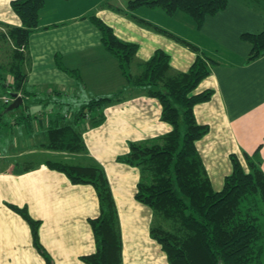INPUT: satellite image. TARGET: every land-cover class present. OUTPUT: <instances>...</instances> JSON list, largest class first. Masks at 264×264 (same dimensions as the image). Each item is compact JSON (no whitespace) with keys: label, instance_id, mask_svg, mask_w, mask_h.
<instances>
[{"label":"crops","instance_id":"obj_1","mask_svg":"<svg viewBox=\"0 0 264 264\" xmlns=\"http://www.w3.org/2000/svg\"><path fill=\"white\" fill-rule=\"evenodd\" d=\"M12 1L0 0V75L2 79L4 77L6 91L12 92L10 95L0 94V102H3V96L13 99V93L21 96L23 101L13 110L7 108L3 111L0 106V139L14 136L8 144L0 145V264H47L34 245L30 224L11 205L26 208L33 219L40 221V242L53 264H87L82 257L96 251L89 223L90 218L98 217L101 212L95 187L73 184L66 174L51 169L47 165L48 160H28V155L35 154L37 150L56 152L47 149L50 118L60 112L68 118L66 121L73 123L71 112L64 106L68 101L78 100L79 83L85 87L89 80L97 89L93 98L99 93L109 94L126 88L124 100L104 107L102 113L105 118L98 125H92L89 118L78 124L87 147L83 154L105 170L116 202L123 242L122 264H170L161 244L151 235L154 211L135 197L141 169L120 162L118 157L129 152L131 143L140 144L165 135L172 126L162 120L161 103L148 93L147 88L127 84L118 60L104 47L101 32L89 17H102L119 38L140 45L131 65L133 67L137 62L139 66V72L135 74L141 72L142 63L157 49L170 55L171 75L188 71L195 61L196 51L187 44V48H183L165 39L173 37L159 28L175 35L181 42L184 40L198 47L199 53L217 63L219 67L211 68L212 79L203 81L197 90H214L216 111L222 112L232 142L247 159V155L255 156V149L262 150L260 147L264 146V55L250 61L251 46L241 35L264 30V0H254V3L229 0L227 8L207 17L201 28L191 27L197 29L192 32L195 38L174 32L146 12L156 8L139 7L136 9L139 13L132 14L130 18L127 12L131 0L122 1L128 11L117 16L113 4L98 12L94 8L96 6L86 5L77 9V5H72L84 4L87 0H46L39 16V28L31 34L29 44L20 50L21 67L26 78L19 92L15 91L11 69L14 46L3 35L8 27L22 24L11 6ZM155 14L164 16L163 13ZM147 40L149 43L145 42ZM209 40L215 43L212 47L208 46ZM164 42L177 48L180 55L166 48ZM4 43L9 45L8 48H3ZM142 44H145L143 49ZM219 47L228 52H220ZM58 57L62 66L57 63ZM208 102L196 105L194 113L200 123L211 125L204 116ZM31 105L36 106V111L30 110ZM254 107H257L255 110L261 119L247 121L246 125L253 122V133L251 136L243 135L244 118L241 115L246 113L242 111ZM212 134L211 129L198 140L197 148H205V141L213 147L225 145L227 138L224 134L215 136V141ZM207 151L208 160L203 159V162L213 184L217 172V167H213L220 161H217L219 156L215 157L208 148ZM261 167L264 170V162ZM227 175L221 180L223 185Z\"/></svg>","mask_w":264,"mask_h":264},{"label":"trees","instance_id":"obj_2","mask_svg":"<svg viewBox=\"0 0 264 264\" xmlns=\"http://www.w3.org/2000/svg\"><path fill=\"white\" fill-rule=\"evenodd\" d=\"M45 1L11 2L22 24L8 27L7 33L3 35L14 46L15 57L11 69L15 78V91L18 92L23 88L26 78L21 67L20 50L29 44L31 34L39 28V16ZM228 1L131 0L128 9L147 6L161 8L169 15L185 12L201 28L207 17L225 10ZM89 18L101 32L104 47L118 60L127 84L147 88L148 93L161 103L162 120L172 126V130L165 135L140 144L131 143L129 152L118 157L120 162L141 169L135 197L154 211L155 222L151 235L161 244L169 263L262 264L260 256L264 231L260 229L257 208L253 205H256L259 197L264 207V170L261 160L247 155L250 170H246L242 162L233 156L232 172L225 177L223 187L215 190L197 148V141L209 132L210 127L197 121L194 108L210 101L214 90L196 92V89L210 75L214 61L199 53L198 47L182 40L197 52L188 71L169 74L170 55L157 49L142 63L141 72L133 74L131 65L139 44L119 38L114 29L97 15ZM159 30L180 40L163 29ZM241 38L251 46L248 57L250 61L264 55V30L257 34L244 33ZM57 63L62 66L60 57ZM125 90L122 88L111 95L98 96L84 102L75 112L73 123L66 121L68 118L57 112L50 118L48 147L86 153L87 147L78 124L89 118L92 125H98L105 118L102 113L104 107L124 100ZM181 118L185 127L183 135ZM47 165L66 174L73 184L93 185L98 193L100 215L89 219L96 251L83 256L82 260L87 264H122L123 242L118 211L102 166L94 160L88 165L59 161H48ZM250 202L253 204L249 205ZM11 207L28 221L35 247L47 264H53L40 242V221L33 219L26 208L15 205Z\"/></svg>","mask_w":264,"mask_h":264},{"label":"rangeland","instance_id":"obj_3","mask_svg":"<svg viewBox=\"0 0 264 264\" xmlns=\"http://www.w3.org/2000/svg\"><path fill=\"white\" fill-rule=\"evenodd\" d=\"M122 1L123 0H87L86 1L87 3H84V4L81 3L80 5H78V4H72V5L73 6L77 5V9L78 8H85L86 5H91V7L92 6H96L94 8H96L98 10V12H100V11L103 12V9H105L108 5L110 6V4H113V6H114L113 11H114L116 16H117V14L124 15V14H126V11L129 10V12H127V13H128L130 18H132V16H133L132 14L139 13V12H137L139 10H136V9H134V10L128 9L127 10V8L124 7V5H122ZM248 1H251L252 3H254V0H248ZM106 2H108V4ZM91 12H93V11H91ZM146 12L150 13V15L155 20H158V22H160V24H162V25L166 24V26L171 28V30H173L174 32H176L178 34H183L184 36H187L188 38H191V37L195 38V35L193 37L192 32L193 33H194V31L196 32L197 29L196 28H191L195 24L192 21L191 17L187 13L178 12L174 16L171 17L168 14H166V12L163 9H161V8H156V10L155 9L154 10L153 9H151V10L147 9ZM94 13L96 14V12H94ZM155 13H163L164 16H160V15L155 14ZM203 38H205V37H203ZM165 39H168V40L170 39L169 41H173L172 43H176V44L181 45L183 48H187V45L184 42H181V41L173 39V38H168V37L165 38ZM196 39H197V37H196ZM145 42L149 43L148 40L145 41ZM209 42H210V43H208L209 47H212V45L215 44V43L212 42V40H209ZM6 43H4V47L3 48H8L9 45H7ZM144 45L145 44L141 45L142 49H143V47H145ZM164 46L166 48L168 47L169 50H172V52L174 54H179L180 55V51L177 48H175L174 46H169L166 42H164ZM217 46L218 45H216L215 47H217ZM139 47H140V45H139ZM218 49L220 50V52L225 53V54L228 52L223 47H219ZM218 57H219V55H218ZM216 64L217 63H214L212 65V67H219ZM220 70L225 72L222 68H220ZM131 72L134 73V74L139 72V66L137 65V62L133 63V67H131ZM211 75L212 74L210 73L209 76H207L205 79H203L201 81L200 85H202V83H204L203 81H209V79H212V78H210ZM1 77L2 76L0 75V94H8V95H10L12 92L11 91H8V92L6 91V89L4 87V81H5L4 77H3V79ZM79 84H80L81 91H80V94L78 93V96H79L78 100H72L71 99L72 101H68L66 106H64V107L67 108L68 111L71 112L70 114H71L72 117H70V119L74 118L75 112H77L78 108H80L81 105H83V102H87L88 100H90L91 98L94 97V94H96V90L97 89L93 88V86H95V85L92 84L90 80L87 82V86H85V87L83 86V84H81V82ZM116 92H117V90H116ZM196 92H198L197 89H196ZM111 94L112 93H109V94L99 93V95H97V96H105V95H111ZM64 97H65V93H64ZM215 97H216V95H215V93H213L211 100L208 102V104H206V106L204 108V116H206L205 120L207 122L210 121V124H211V125H209L210 126V130H209L208 133H210V131L212 129V131L214 133V134H212V138L214 137V139H213L214 141L216 140L215 138L218 135L219 136L220 135L223 136V134H224V137L227 138V141H225V145L224 146H215V147H213L210 142L205 141L204 145L206 147L205 148L201 147V149L199 148L198 152H199L200 156L202 157V159H205V160H208L207 156H208L209 153L207 151V148L210 151V153L211 152L214 153L215 157L219 156V160H217V161H220V162H218L213 167V168L217 167V172L215 174V177H213L214 178V183L212 184L213 188L215 190H218L219 188H221L223 186V182L221 180L223 179L224 175L225 174H229L232 171V167H233L232 157L233 156L238 158L242 162V164H243V166H244V168L246 170H250V168H249V165L246 163V159L244 158V155L241 153L242 150L240 148H238L236 146V144H234L232 142L231 135L226 130V124L223 121L222 112L220 113L219 111H216L217 102L215 100ZM83 100H85V101H83ZM10 104H4L3 102H0L1 109L3 111H6ZM69 104H71L72 107H70ZM256 108L257 107H254V109L253 108L252 109L251 108H247V110L243 109V111L241 109L242 113H246L247 114V115L246 114L245 115H241V117L244 118L243 119V123H242V130H243L242 133H243V135L245 133L246 135L249 134L251 136L252 133H253L252 132L253 122H251V124H249V125H246L247 121H252L253 119L254 120L261 119L260 115L259 114L257 115V113H256L257 112V110H255ZM30 110L32 112L36 111V106H32L31 105ZM73 110H76V111H73ZM88 112H91V111H88ZM180 112L182 114V112H183L182 108H180ZM237 113H238V111H237ZM180 122H181V132H182V135H183L184 131H185V127H184L182 118H181ZM254 124H255V122H254ZM254 126H256V124ZM222 131H225V133H222ZM239 136H240V138L242 137V135H239ZM13 138H14V136H11V135L8 136V137L7 136L3 137L2 139H0V145L3 146V145L8 144L10 139L13 140ZM260 148H262V150L255 149V151H257V153H254V154H257V155H255L256 159L261 160V163H262V162H264V146H262ZM47 149L50 150V151H56V152H43V151L37 150L35 154H33V155L29 154L28 155V160L33 159L36 162H40V161H43V160L54 161V162H58V161L59 162H61V161L63 162L64 161V162L69 163V164H82V165L90 164L89 158L86 155H84L83 153L82 154H70V153H68L66 151L58 152L59 150H53V149H50L49 147ZM238 151H241V152H238ZM120 155L124 156L123 153L120 154ZM252 157H254V156H252ZM208 166H209V164H208ZM220 177H222V178H220ZM255 197H258V196H255ZM253 202L255 203V200ZM252 204H253L252 202L249 203V205H252ZM253 205L256 206V208H257L256 213H257V215H259V226H260V229L262 231H264V207H263V204L259 201V197H258V201H256V205L255 204H253ZM260 260H261V263L264 264V239L262 240V253H261V256H260Z\"/></svg>","mask_w":264,"mask_h":264},{"label":"water","instance_id":"obj_4","mask_svg":"<svg viewBox=\"0 0 264 264\" xmlns=\"http://www.w3.org/2000/svg\"><path fill=\"white\" fill-rule=\"evenodd\" d=\"M12 97H13V102L9 105V107H8V110H13V109H16V108H18L20 105H21V103H22V101H23V99H22V97L21 96H18V94L16 93H13L12 94Z\"/></svg>","mask_w":264,"mask_h":264},{"label":"built area","instance_id":"obj_5","mask_svg":"<svg viewBox=\"0 0 264 264\" xmlns=\"http://www.w3.org/2000/svg\"><path fill=\"white\" fill-rule=\"evenodd\" d=\"M1 100L3 101L4 104H10L12 103L13 99L10 96H3Z\"/></svg>","mask_w":264,"mask_h":264}]
</instances>
